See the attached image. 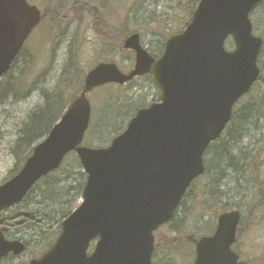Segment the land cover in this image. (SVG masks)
<instances>
[{
	"label": "water",
	"instance_id": "1",
	"mask_svg": "<svg viewBox=\"0 0 264 264\" xmlns=\"http://www.w3.org/2000/svg\"><path fill=\"white\" fill-rule=\"evenodd\" d=\"M191 1L198 2L189 23L166 40L160 58L154 60L134 33L123 41V49L135 54L132 70L124 73L104 62L89 70L82 91L48 137L0 186L3 211L21 202L38 179L58 170L72 151L86 175L81 204L62 220L51 248L29 264H151L154 232L172 220L185 192L204 175L205 150L225 131L235 103L260 74L263 39L252 35L249 13L264 0ZM0 18L11 19L0 23V36H9L0 38L1 77L39 14L24 0H0ZM228 37L232 52L224 49ZM145 74L158 87L157 102L139 109L109 146L81 145L91 116L87 94ZM239 221L236 210L219 214L214 233L195 244L193 263L244 264L231 249ZM93 241L94 250L87 254ZM24 250L22 242L6 241L0 233V258Z\"/></svg>",
	"mask_w": 264,
	"mask_h": 264
},
{
	"label": "rangeland",
	"instance_id": "2",
	"mask_svg": "<svg viewBox=\"0 0 264 264\" xmlns=\"http://www.w3.org/2000/svg\"><path fill=\"white\" fill-rule=\"evenodd\" d=\"M81 1L93 6L96 11L94 13L98 14L104 31L101 33L94 29L93 14L78 9L75 13L72 12L73 5L70 0H46L44 10L49 13L50 33L44 30L37 31V41L32 42L29 49L34 59L33 64L25 66L22 75L16 80L22 91L15 95L17 98H13L12 94L0 105V184L8 179L9 172L15 168L16 164L20 165L18 160L13 158L11 147L27 120L28 113L43 104L41 90L48 91L56 87L57 78L63 69L69 49L74 57L78 56L84 73L100 62H114L121 71L126 73L133 67L134 54L109 44V39L115 30L124 28L130 34L139 33L143 48L152 55H160L165 38L183 31V27L189 21L186 0H107L106 6L101 8L98 0ZM250 15L254 34L264 40V5L256 7ZM225 48L228 51L233 50L231 40L225 43ZM262 58H264V50ZM21 68L22 66L15 73L20 72ZM1 85L4 88V81ZM19 85L15 86V90H18ZM260 91H264L262 83L255 89L256 93ZM156 95V89L147 78H136L121 88L106 85L91 91L87 96L92 111L91 125L85 133L82 145L91 148L107 146L112 138L108 140L110 129L102 128L101 117L114 109L124 116V119L127 117L123 125L125 126L138 108H145L148 104L155 102ZM67 97L68 93L64 95V98ZM93 123L100 125L95 135ZM98 137L104 143L96 140ZM261 159L260 164L256 165L258 172L254 174L253 182L255 183L248 188L249 194L239 210L244 221L239 229V239L234 249L237 253L239 252L240 260L245 264H264V155ZM64 165L71 168L73 175L83 173V170H79L74 163L72 153L67 156ZM200 184L202 181L197 183L199 190ZM197 189L195 188L193 196H200ZM239 194L242 197L241 192ZM193 196L189 195L184 201L174 222L160 229L162 234L176 232V234L185 235L186 233L197 240L201 236L208 237L214 232L217 218L215 219L210 211L200 218L197 207L195 204L192 205ZM37 197L38 193L33 192L28 201L20 205L18 212L32 211L34 213L41 201ZM236 200L240 202V197ZM42 205L45 210L50 207L49 203H42ZM25 231L34 232L36 237L39 235L37 226H29ZM53 237L51 236L49 240L52 241ZM37 239L39 240V237ZM26 240L24 239V242ZM44 241L31 242L28 245L21 258L24 264L30 260L31 256L42 253L38 244ZM193 247L186 245L174 251H159L157 263L159 261L162 264H193Z\"/></svg>",
	"mask_w": 264,
	"mask_h": 264
},
{
	"label": "trees",
	"instance_id": "3",
	"mask_svg": "<svg viewBox=\"0 0 264 264\" xmlns=\"http://www.w3.org/2000/svg\"><path fill=\"white\" fill-rule=\"evenodd\" d=\"M70 1L73 5L72 12L75 13V10L78 9L79 11H87L89 14H93L94 29L97 32L103 33L104 28L99 20L98 14L94 13L96 11H94L92 5L84 4L81 0ZM106 2L107 0H98V5H101L100 8L105 7ZM194 9L195 3L186 0L188 17ZM79 11L77 13H80ZM106 33L108 35L110 34L109 32ZM129 34L124 28L115 30L109 39V44L121 49L122 41ZM161 52L159 53L162 54ZM262 55L263 50L258 58V65L261 72L256 81V85L246 97L235 104L232 120L226 126L225 132L206 150L204 154L205 174L203 177L195 180L192 187L187 191L171 223L174 222V218L184 205V201L189 195L193 196L195 188L197 189V183L200 181H202V184H200L201 188L200 190L199 188L197 189L200 196H193L194 200L192 205L195 204L197 207L200 218L207 211H210L215 219L218 218L217 216L221 212L231 209L240 210V205H242L245 197L249 194L248 188L255 183L253 182L254 174L258 172L256 165L260 164L261 157L264 155V91L255 92V89L260 83L264 85V58H262ZM66 57V61L62 67L63 69L57 78L56 87L51 90L48 89V91L41 90L43 104L28 113L27 120L22 125L23 127L20 129L14 145L11 147L13 158H16L18 163H20V165L16 164L15 168L10 172L12 175L16 174L26 160V157L31 153L32 146L37 141L47 137L48 132L63 114L62 112L68 107L71 100L79 94L85 74L83 72L84 70L80 67L78 56L74 57L70 49ZM145 78L151 82L150 76H145ZM6 91L7 88H3V85H0V105H2L6 98L11 96ZM67 93L68 97L64 98V95ZM13 98L17 97L14 95ZM101 119H103V123H101L102 128L110 129L108 132L109 140L123 131L125 128L123 125L127 117L124 119V116L113 109V111L104 114ZM99 126V124L96 125L93 123L94 135L97 134L96 130ZM96 140L104 143L99 137ZM74 163L82 171L75 155ZM85 179L84 173L79 172V174L73 175L71 168L64 165L63 162L58 171L50 173L49 176L40 179L39 183L33 187L25 201H28L33 192H37V199L41 200L38 208L34 213L32 211H26L27 213L19 212V215L21 222L27 228L29 226H37L39 240L34 235V232L25 231L26 229L23 230L22 238L23 241L27 239L24 242L26 247L31 242L36 243L39 241L40 243L44 240L46 241L38 244V247L42 251L52 245V242L60 231V223L65 217L71 214L77 202H79ZM240 192L242 197L239 194ZM239 197L240 202H237L236 199ZM42 203L50 204L48 210L43 208ZM18 210H20V206ZM51 236H54L52 241L49 240ZM196 241L191 234L185 233V235H179L174 232L165 235L158 230L155 233L156 245L153 264H162L159 261L157 263V252L174 251L186 245L194 246Z\"/></svg>",
	"mask_w": 264,
	"mask_h": 264
},
{
	"label": "flooded vegetation",
	"instance_id": "4",
	"mask_svg": "<svg viewBox=\"0 0 264 264\" xmlns=\"http://www.w3.org/2000/svg\"><path fill=\"white\" fill-rule=\"evenodd\" d=\"M24 3H26L29 7L30 6H36L39 14H40V21L37 24V26L33 27L32 30L27 33L24 38L21 45L20 52L15 56L14 61L12 62L9 72L3 75L2 79H15L18 76L22 75V71L25 69V65L28 66L29 64H33V58L29 51L32 46V42L37 41V31L44 30L46 32L50 33V17L47 10H44V7L46 6V0H24ZM11 21L10 18H0V23L4 25H8ZM21 21L26 23L28 19L21 17ZM10 27V26H9ZM20 32H16L14 38H16L17 35H19ZM4 34L0 36L2 38ZM4 38H9V36H3ZM20 69V72L15 73L16 71ZM4 215V217L2 216ZM22 232H23V226L20 221V215L18 212V205L13 206L9 209H7L5 212L0 213V233L3 235V237L6 240L10 241H22ZM22 258V255H13L12 253H9L7 256L0 258V264H24V261Z\"/></svg>",
	"mask_w": 264,
	"mask_h": 264
}]
</instances>
